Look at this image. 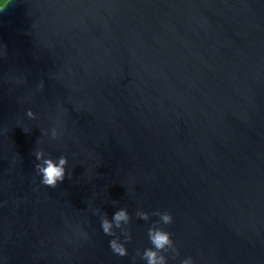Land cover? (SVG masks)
I'll use <instances>...</instances> for the list:
<instances>
[{
    "label": "water",
    "instance_id": "water-1",
    "mask_svg": "<svg viewBox=\"0 0 264 264\" xmlns=\"http://www.w3.org/2000/svg\"><path fill=\"white\" fill-rule=\"evenodd\" d=\"M41 149L68 156L55 188L35 171ZM120 207L132 214L123 257L100 228ZM138 208L172 214L168 264H264V0H10L4 264H132L158 219Z\"/></svg>",
    "mask_w": 264,
    "mask_h": 264
},
{
    "label": "clouds",
    "instance_id": "clouds-1",
    "mask_svg": "<svg viewBox=\"0 0 264 264\" xmlns=\"http://www.w3.org/2000/svg\"><path fill=\"white\" fill-rule=\"evenodd\" d=\"M10 3V0H0V10ZM40 87H43L41 82ZM26 115L30 118L35 117V112L29 108L26 110ZM62 133L55 127L51 130L53 138L60 136ZM37 163L34 165L35 171L39 176L40 184L55 188L60 182L65 179L68 171V156L59 155L53 157L46 155L43 149L35 152ZM135 215L142 220L148 221L151 216H157L158 219L153 220L147 228V239L149 246L143 251L137 249V255L131 257L132 264H136L137 258L145 261V264H168L169 255L179 253L173 238L172 233L166 230L163 225L171 224L173 221L172 214L167 211L155 210L153 212L145 211L142 208L136 210ZM132 221V214L127 207L117 208L109 217L107 213L102 214L100 218V228L105 235L112 237L108 241L111 251L118 256H127V242L132 240V234L129 225ZM87 238V233H83ZM0 264H4L3 258L0 257ZM180 264H195L191 255L186 256L180 261Z\"/></svg>",
    "mask_w": 264,
    "mask_h": 264
}]
</instances>
